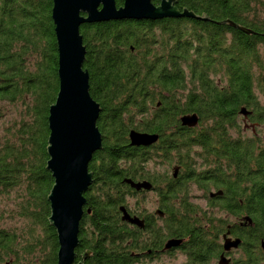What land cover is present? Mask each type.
<instances>
[{"label":"trees","instance_id":"trees-1","mask_svg":"<svg viewBox=\"0 0 264 264\" xmlns=\"http://www.w3.org/2000/svg\"><path fill=\"white\" fill-rule=\"evenodd\" d=\"M175 6L207 19L79 27L101 134V148L87 164L92 181L83 194L74 250L78 259L87 252L83 264H135L160 253L169 238L181 242L164 253L178 250L183 264H207L222 253L228 232L241 239V253L229 264H264V138L244 137L246 125L238 124L241 109L250 123L264 124V0H175ZM50 10L51 0H0V195L15 192L21 216L42 232L19 240L0 229V264H55L46 201L52 178L45 169L47 111L57 91ZM184 114H195L196 125L181 126ZM130 130L157 140L131 146ZM149 162L174 164L157 172ZM124 179L151 187L136 191ZM194 189L202 193L204 209L192 201ZM149 191L161 216L145 211L139 199L129 205ZM119 207L142 219L143 228L121 221Z\"/></svg>","mask_w":264,"mask_h":264},{"label":"water","instance_id":"water-1","mask_svg":"<svg viewBox=\"0 0 264 264\" xmlns=\"http://www.w3.org/2000/svg\"><path fill=\"white\" fill-rule=\"evenodd\" d=\"M167 17L207 19L206 16L201 18L194 15L184 7L179 10L175 0H158L156 5L151 0H122L119 6L115 5L114 0H51L50 18L57 50V91L47 111L45 169L52 178L46 201L49 210L47 223L54 229L57 242L55 264L74 262L78 223L85 205L83 194L92 181L87 164L92 154L101 148V134L95 125L100 109L88 92V74L82 68L85 48L79 27L84 23ZM225 22L244 33H251L230 21ZM240 114L245 117L248 112L241 109ZM179 123L184 127H193L197 123V116L184 114L179 117ZM127 139L131 146H149L157 140V135L130 130ZM175 173L176 170L173 171V177ZM123 182L136 191H146L151 187L147 181L124 179ZM219 194L217 191L209 193V196ZM119 211L121 221L143 228L142 219L130 216L123 207H119ZM155 213L161 216L158 209ZM242 221L250 224L248 217H243ZM180 242V239L169 238L164 241L162 250L174 248ZM240 243L239 238L223 235L222 253L216 264H228L227 252L237 248ZM259 246L264 251V241H260ZM80 258L81 261L74 264H82L87 258V252L81 253ZM5 264L13 263L9 260Z\"/></svg>","mask_w":264,"mask_h":264},{"label":"rangeland","instance_id":"rangeland-1","mask_svg":"<svg viewBox=\"0 0 264 264\" xmlns=\"http://www.w3.org/2000/svg\"><path fill=\"white\" fill-rule=\"evenodd\" d=\"M7 107H5L6 109ZM238 119L240 120V125L242 123L241 116H238ZM255 135L258 134L261 139L264 138V124L257 123V126H255ZM241 135L244 137L251 136L249 128H246L242 130ZM174 164L171 163L169 166L165 165H159V164H152V162H149L147 164V167L149 170H154L157 172H161L163 170H168L170 166ZM147 191V190H146ZM134 197L129 199V205L132 207L133 202L136 199H139L140 205L145 209L147 212H153L154 210H157V198L155 194L151 191L146 192L144 198ZM19 197L18 195L11 191L9 193L0 195V229L1 230H8L10 233L16 234L19 240L22 236H26L28 239V235L31 233L32 235H37L38 237L42 236V232L40 229V226L36 223H32L29 220L23 218L21 214L19 213ZM192 201L199 205L201 208H205V200L202 198V193L199 190L194 189L193 190V198ZM229 220H232V217L229 218ZM229 221V222H230ZM157 224H160V221H156ZM154 260L151 262V264H183L184 263V256L182 253L178 250H173L169 254H162L158 257L153 256ZM149 263V262H148ZM207 264H216L215 261H211Z\"/></svg>","mask_w":264,"mask_h":264},{"label":"flooded vegetation","instance_id":"flooded-vegetation-1","mask_svg":"<svg viewBox=\"0 0 264 264\" xmlns=\"http://www.w3.org/2000/svg\"><path fill=\"white\" fill-rule=\"evenodd\" d=\"M158 3V0H157V2L155 3V5ZM247 116V115H246ZM241 117V121H242V124H244V125H246V126H244V128L242 127V130H244V129H246V128H249V130H250V133H251V135H255V129H256V125L257 124H252V123H250L249 122V120H248V118L247 117ZM87 190H88V188H87ZM86 190V191H87ZM85 191V192H86ZM85 207V206H84ZM89 210V208H86V210ZM89 212V211H88ZM87 211H86V213H88ZM236 221V219L235 218H232V220H231V222H235ZM239 222H240V219H239ZM142 229V228H141ZM233 230V229H232ZM226 237H229V238H239L238 236H236L235 234H233V233H230V232H228V233H226V235H225ZM240 239V238H239ZM241 240V239H240ZM151 243V240H149L148 241V243ZM164 243V242H163ZM163 243H162V246H161V248L163 247ZM77 246H78V244H77ZM77 246L75 247V248H77ZM75 248H74V250H75ZM148 249H150V247H148ZM162 251V250H161ZM160 251V253H155V255L154 256H156V257H158V255L160 256L161 254H162V252L163 251H166V250H163L162 252ZM75 252V251H74ZM150 251L149 250H147V253H149ZM164 253V252H163ZM240 253H241V251L239 250V246L237 247V248H235V249H230L228 252H227V254H226V257L229 259V262L231 261V260H233V259H236V258H238V256L240 255ZM76 254V253H75ZM164 254H166V253H164ZM154 257L152 256V255H148V256H146L145 258L144 257H138L137 259H136V262H135V264H151V262L154 260L153 259ZM81 261V258H80V256H79V259L75 256V258H74V262H73V264L74 263H76V262H80ZM149 262V263H148ZM229 262H228V264H229ZM84 262H82V264H83Z\"/></svg>","mask_w":264,"mask_h":264}]
</instances>
